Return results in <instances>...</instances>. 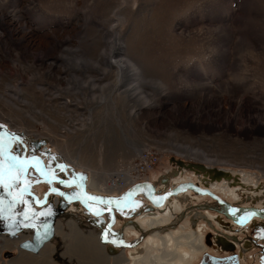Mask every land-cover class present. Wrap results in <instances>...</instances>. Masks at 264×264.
<instances>
[{
  "label": "rangeland",
  "instance_id": "obj_1",
  "mask_svg": "<svg viewBox=\"0 0 264 264\" xmlns=\"http://www.w3.org/2000/svg\"><path fill=\"white\" fill-rule=\"evenodd\" d=\"M0 111L1 120L19 127L11 125L21 136L17 150L38 154L52 171L89 188L100 177L118 182L117 193L90 190L96 196L126 197L134 185L121 188L125 174L159 185L161 176L186 167L185 178L201 180L191 166L202 164L201 174L221 181L218 189L236 207L262 208L264 0H0ZM28 172L26 191L47 194L49 205L61 193L74 199L59 200L55 237L31 264H200L195 257L203 248L264 264V219L239 226L207 196L190 191L183 211L159 210L169 218L163 228L178 232L147 242L152 230L139 237L121 212L95 216L106 206ZM10 182L0 186L3 224L21 215L18 202L41 209ZM137 200L150 205L145 192ZM107 217L116 219L109 231ZM21 232H0V264H16L20 246L3 248V239L13 244L33 235L29 225ZM174 236L183 237L170 242ZM139 245L147 258L135 263L130 250Z\"/></svg>",
  "mask_w": 264,
  "mask_h": 264
},
{
  "label": "bare ground",
  "instance_id": "obj_2",
  "mask_svg": "<svg viewBox=\"0 0 264 264\" xmlns=\"http://www.w3.org/2000/svg\"><path fill=\"white\" fill-rule=\"evenodd\" d=\"M121 64L123 63V64H125L124 66H123V70L125 71V72H127V71H129V69H130V67H131V65H130V62H128V61H123L122 59H121V62H120ZM119 63V64H120ZM141 75V74H140ZM0 115H1V117L4 119V120H6L7 121V119H6V117L4 116V114H3V112H1L0 111ZM10 121V123H11V125L13 126V128H19L14 122H12L11 120H9ZM12 131H14L12 128H10ZM41 160H42V162H44V165L46 166V168L48 169V172L50 171V172H54V171H52L48 166H47V164L45 163V161L41 158ZM185 164V163H184ZM184 166V165H183ZM205 166V165H204ZM86 167V166H85ZM185 168V169H184ZM207 168V167H206ZM28 169H30V167H28ZM200 171V170H199ZM37 172H39V171H37ZM201 172H203V171H200V177H201V180L200 179H198V180H193V181H197V184L196 185H198V186H200V187H204V188H206V189H209V190H211L212 192H214L215 194H217V195H219V196H221L224 200H226L227 202H229L232 206H234L235 207V209H239V211H237L236 212V215L235 216H233L232 215V212L230 211V210H228V208H226L225 206H223L222 204H220L217 200H214V199H212L210 196H208L207 194H204L203 192H200V191H196V190H193V189H191V190H184V191H180V192H178V193H169V195L167 196V198L166 199H159V200H156V201H153V202H151V200H150V197H151V195L154 193V194H156L155 195V197H156V199L157 198H160V197H164V194H165V192H168V191H170L171 189H167V188H177V187H180V186H184V185H186V184H184L183 183V179H186V180H188L187 178H185V176H186V174H187V168L186 167H182V168H180V169H172L169 173H170V175L168 176V175H165V176H161V180H163L162 181V184L160 185H157L158 183L155 181V182H153V180H145V181H148L149 183H151V185L149 184V185H146L145 186V188H143V189H141L140 190V192L137 194V196L133 199V200H126V199H124V200H120L119 202H118V204H119V207L117 206V204L116 205H108V204H102V205H99V204H97V203H94V202H91L90 200H87L86 198H85V196H84V194L82 193V196H81V198L80 199H82L81 201H86V202H89V203H91V204H93V205H95V206H104V205H106V207H104V208H106V210L103 212H100V215H97L96 213H94L95 214V216H102L104 213H109V214H107L108 216L110 215H113V210H117V211H119V212H121L120 213V216L123 218V220H124V222H125V224L124 225H126V227H128L129 229H132V230H135L136 232H137V234H139L138 236L140 237L141 236V234L142 235H144L145 233H147L148 231H151L152 230V234L150 233V235L148 236V238H147V242H149L155 235L157 236V235H159V234H161V236H163V234L165 235V233H168V234H166V235H168L169 236V234H171V233H175L176 231L178 232V230H176V231H171L170 229H171V227H170V229L169 228H163L164 226H166V225H168V224H170L169 223V218L168 217H166L165 215L163 216V214L159 211V210H165V211H169V213L171 212V215H173V212H174V209L177 211V212H180V211H183V208L181 207L182 206V204H185L186 203V205H187V203L188 204H190V202H191V200H192V198H191V194L189 193L190 191H193L195 194H198V195H200V196H207V197H209V198H211L212 200H214V201H216V203H217V205L219 206V208L217 209V210H219L220 209V211H221V213H223V214H225L226 216H228L230 219H232L235 223H237V225H239V226H242V227H244V226H246V225H250V224H247V223H249V222H251L252 220H255V218H259V219H264V213H258V214H255V212L253 211V208L251 209H248V211H245L246 210V208H249V207H243V208H239V207H236L235 205H234V202H232V201H229L228 200V198H226V196L224 195V194H222V192L218 189V187L221 185V181L219 182V181H217V180H215L214 182H212V178H210V175H209V173L207 172L206 173V175H203V174H201ZM55 174H56V176L58 175L56 172H54ZM124 174V173H123ZM122 174V175H123ZM42 176V175H41ZM58 176H60V175H58ZM44 177V179L43 180H45L46 182H49V183H55V184H62V185H67V186H71V187H74V188H77L78 190H80L81 191V189L80 188H78V186L77 185H73V184H66V183H58V182H52L51 180H49L47 177H45V176H43ZM114 177V176H113ZM61 179H70V178H64V177H60ZM214 179V178H213ZM110 180V177H107V178H105V179H101V177L100 178H98V183H96V181H95V179H93V181H92V184H90V188H89V186L86 184V183H84L82 180H81V182L82 183H84L85 184V186H86V188H87V190L89 191V193L93 196V197H102L101 199H107V200H109V199H122V197H114V198H109V197H105V196H96L95 194H93L90 190H92V191H96V193H99L100 195H103V194H113L114 192H116L117 193V190H118V188H119V185H118V182L114 179V184H110V183H108V181ZM118 180H123L124 182H125V185H124V187H121L122 189H125V187L126 186H128L129 184H132L133 182H137L138 180H133L132 178H131V176L129 175V174H127V176H126V174L122 177V179H121V177L118 179ZM141 181H144V180H141ZM212 182V183H211ZM222 183H223V181H222ZM141 184V183H140ZM140 184H136V185H134V188L132 189V191L129 193V194H134V190H136L137 188V186L138 185H140ZM193 184V183H192ZM208 185V186H207ZM225 185V184H224ZM105 186H107V188L105 187ZM160 186H162L163 188H166L165 190H163V188L162 187H160ZM161 188H162V192H161ZM53 189H55V190H57V188H53ZM59 190L61 191V189L59 188ZM28 191V190H27ZM27 191L24 189L23 191H22V196H24L25 194H27ZM143 192H145V195H146V197H147V199H148V201H149V203H150V205L148 204H144V202H142V203H138V200H137V197H139V195L141 194L142 195V193ZM128 194V195H129ZM28 195V194H27ZM41 195V194H40ZM46 195L47 194H45V196L42 198V196H38L37 194H35V193H32L31 194V197H32V199L34 200V202L36 203V207H39V208H45L46 207V205H47V203H49V202H51V200L52 199H48L47 197H46ZM65 195V196H64ZM127 195V196H128ZM63 198H56V200H55V206H58V204H59V200L60 199H62V200H66V198H68V199H70L71 197L67 194V193H65V194H63ZM126 196V197H127ZM105 197V198H104ZM126 197H123V198H126ZM193 197V196H192ZM197 197V196H196ZM72 200H73V198H71ZM209 200V199H208ZM163 203V204H162ZM108 206V207H107ZM137 206H139L141 209L140 210H136V208H137ZM258 206V205H257ZM180 207H181V210H180ZM186 207V206H185ZM211 207L212 208H214V205H211ZM109 208H111V212H109L108 211V209ZM264 207H260V206H258L256 209H263ZM121 209H123L122 211H121ZM216 209V208H215ZM245 209V210H244ZM245 211L246 212V216L244 215V216H242V215H240L239 213H240V211ZM264 210V209H263ZM207 213H208V215L210 214V211H206ZM250 213H254V215H250ZM124 214V217L122 216ZM126 217V218H125ZM244 217H247V219H245L244 220V222L243 223H241L240 221H241V219L242 218H244ZM101 218V217H100ZM102 220H103V218H102ZM142 222H144V223H142ZM218 223H220L224 228H226V227H230L228 224L229 223H227V222H224V221H222L221 219L220 220H218ZM141 225V226H140ZM145 226L146 225V227H142V226ZM183 227V226H182ZM158 229V230H153V229ZM169 229V230H168ZM141 230V231H140ZM180 231V230H179ZM104 232H105V230H104ZM141 232V233H140ZM111 233V231L109 232V234ZM114 232H112V234H113ZM195 234V233H194ZM167 236V237H168ZM194 235H193V233H192V235L191 236H189L188 238H191V237H193ZM55 237V236H54ZM110 237H112L111 236V234H110ZM180 237H183V236H180ZM180 237H177V236H174V237H170V242L171 241H173V243L175 242V241H178V239H180ZM26 238H30V239H32V237H31V235H29V236H23L19 241H13V244H14V246H13V244L11 243V240H7V239H3L4 240V242H5V244H4V246H3V248L5 247V248H13V247H19L20 246V243L24 240V239H26ZM52 240V239H51ZM50 240V241H51ZM49 241V242H50ZM54 241V240H53ZM206 241V240H205ZM225 242H227V243H229V241H226V240H224ZM49 242H47L44 246H43V248L39 251V252H37V253H35V252H29V251H24V250H22V249H20V256L19 257H17V258H15L14 260V262L16 263V264H31L30 262H31V260H34V258H36L37 257V254H38V256H40V255H45V253H46V251L48 250V244H50ZM154 242V241H153ZM192 242V241H191ZM193 243V242H192ZM12 245V247H10L9 245ZM164 244V243H163ZM231 244V243H230ZM190 245V244H189ZM193 245H195V244H191V246L190 247H192L191 249H195L194 248V246ZM205 245V244H204ZM232 245H234L233 243H232ZM143 247V246H142ZM140 245L138 246V247H136V248H134V249H132V250H130V256H131V258H130V260L132 261V262H135V263H137L138 261H140V259L141 258H147V254H144V252H145V250H143V248H142ZM234 247H235V245H234ZM113 248V247H112ZM113 249H115V248H113ZM190 249V250H191ZM3 250V249H2ZM88 250H90V249H86V252L88 251ZM206 249L205 248H203V249H201L199 252V254L197 255V257H195L196 259H201V256H202V254H203V252L205 251ZM84 251V250H83ZM28 252V253H27ZM85 252V253H86ZM192 252H195L194 250H192ZM88 254H90L89 253V251H88ZM91 254H92V252H91ZM90 254V255H91ZM143 254H144V256H143ZM192 254V253H191ZM191 254H190V252H189V250H187V252H186V255H187V262L188 263H190V261L191 260H189V259H191ZM238 254V253H237ZM115 255V254H114ZM194 256V255H193ZM217 256V255H216ZM238 256H239V259H240V262H241V257H240V255L238 254ZM86 257H87V255H86ZM85 257V258H86ZM92 257H94V255L92 256ZM89 258V257H88ZM87 258V259H88ZM95 258V257H94ZM128 259H129V257H128ZM181 259H184L183 258V256H181ZM193 260V259H192ZM95 261H97V263H98V260H97V258H96V260Z\"/></svg>",
  "mask_w": 264,
  "mask_h": 264
},
{
  "label": "water",
  "instance_id": "obj_3",
  "mask_svg": "<svg viewBox=\"0 0 264 264\" xmlns=\"http://www.w3.org/2000/svg\"><path fill=\"white\" fill-rule=\"evenodd\" d=\"M7 155L9 156V158L11 156H13V155H11L9 153V151L7 152ZM30 158H21V159H29L30 160ZM39 160L41 162L40 166L43 168L44 172L45 173H49L48 175H43V176L47 177L52 182L61 183V181H65L66 184H73V185L75 184V185H77L78 188L81 189V192L84 194V196H85V198L87 200H90L91 202L97 203L99 205H102V204L116 205V204H118V202L120 200H124V199L131 201L137 196V194L140 192V190L142 188H144L146 185H149V184L151 185V183H149L148 181H144L134 191V194H129L126 198H122V199H109L111 201V203H105V201H109V200H107V199H99V200L89 199V197H93V196L89 193V191L87 190L85 184L82 183L79 179H61L60 177L53 178V175L50 172H48L46 166L44 165V162H42L41 159H39ZM177 163L180 166L184 165V162L181 161V160L177 161ZM191 167H194V168H196V169H198L200 171H206L207 170V168L204 165H202V164H193ZM191 189L198 190L200 192H203L204 194H207L212 199L217 200L220 204H222L223 206L228 208V210H230V211L232 209H235L234 206H232L229 202L224 200L221 196L215 194L214 192H212L209 189L202 188V187H200V186H198L196 184H187V185H184V186H180V187L174 188V189H172V190H170L168 192H165V194H164L165 198L164 199L167 198L169 193H171V194L172 193H178L180 191L191 190ZM150 200L152 202L156 201L154 193L151 195ZM253 211L255 212V214L264 213L263 209L253 208ZM56 229H57V222L53 223V222L45 221V222L40 223L37 226V228L34 229L33 235H32V239H30V238L24 239L20 243V248L22 250H26V251H29V252H35V253L39 252L47 242H49L51 239L54 238V236L56 234ZM15 235H16V233H15ZM224 246L227 249H229V250H232L234 248V245H232L230 243H227L225 241H224ZM200 264H241V262H240V259H239V256H238L237 253H232V254L226 255V256H216V255L211 254L209 252H205L203 254L201 260H200Z\"/></svg>",
  "mask_w": 264,
  "mask_h": 264
},
{
  "label": "flooded vegetation",
  "instance_id": "obj_4",
  "mask_svg": "<svg viewBox=\"0 0 264 264\" xmlns=\"http://www.w3.org/2000/svg\"><path fill=\"white\" fill-rule=\"evenodd\" d=\"M0 137H3L5 143L9 146L8 150L11 153H13L15 156L22 157V156L28 154L26 151H24L25 153H23L20 150L16 149L17 142L18 141L21 142V136H19V133H17L16 131H12L9 128L0 127ZM0 163H2L4 167H7L8 165L12 164L9 157L6 154L0 155ZM29 172H32L34 175H37L42 179L41 174L36 172L35 170H31ZM25 178H26V176H23L18 181V184H16L17 187L14 185L16 187L15 188L16 190L18 189L19 191L22 192L25 189V187H24ZM10 183H11L10 181H7L5 183H0V186L4 185V187H6L8 185H13ZM32 193L33 192H30V190L27 191V194L30 195V197H31ZM25 197H26L25 195L22 196L23 199ZM19 199H21V198H19ZM19 199L17 201H19ZM73 201H74V199H73ZM17 204H18V206L22 207L21 215L14 218L15 220L11 224H9V223L3 224L1 222L0 223V232L6 231L7 233H10V234H15V233L18 234L19 232H21L23 230L25 225H29V226L35 225V227H32V229L34 230L42 222H45V221L53 222V223L57 222V220H56V218H57L56 212L57 211L54 210V208L45 207V208L38 210V212L36 213L37 210L34 209L35 207L32 206L31 204L27 203V202L24 203V201H23V202H18ZM104 206H106V205H104ZM48 212H50L51 214L50 215H40V213H48ZM26 216H27V218H25ZM25 221L27 224L24 223ZM230 254H232V253H226L224 256L230 255ZM217 256H222V255H217Z\"/></svg>",
  "mask_w": 264,
  "mask_h": 264
},
{
  "label": "snow or ice",
  "instance_id": "obj_5",
  "mask_svg": "<svg viewBox=\"0 0 264 264\" xmlns=\"http://www.w3.org/2000/svg\"><path fill=\"white\" fill-rule=\"evenodd\" d=\"M8 145L5 143L3 137H0V155H4L7 154L8 152ZM11 161H13L14 163L8 165L7 167H4L2 163H0V183H5L7 181H12L13 183L19 181L24 174L27 172V169L29 166L32 167H36L37 171L40 172L41 175H48L49 173H45L43 168L40 166L41 162L39 160L38 157L36 156H32L29 159H21L18 156H11L10 157ZM61 170H63L65 168L64 165H60ZM53 178H55L54 174ZM61 183H66L65 181H61ZM28 181L25 180V185L27 186ZM26 190V188H25ZM53 191H55V189H53ZM61 195H63V193H61ZM74 198L79 199V195L77 194ZM165 197H160L159 199H164ZM89 199H96L99 200L101 198L99 197H89ZM23 202V201H21ZM105 203H111V201H105ZM117 206L119 207V204H117ZM89 207L91 208V205H89ZM123 209H121L122 211ZM3 209L0 208V212H2ZM109 212H111V208L108 209ZM239 211V209H232V215L235 216L236 212ZM51 213H40V215H50ZM97 215H100V211L97 210ZM250 215H254V213H250ZM27 218V216L25 217ZM247 219V217H244L241 219V223L244 222V220ZM31 227H35V225H31ZM105 238H107V234L105 235Z\"/></svg>",
  "mask_w": 264,
  "mask_h": 264
},
{
  "label": "built area",
  "instance_id": "obj_6",
  "mask_svg": "<svg viewBox=\"0 0 264 264\" xmlns=\"http://www.w3.org/2000/svg\"><path fill=\"white\" fill-rule=\"evenodd\" d=\"M0 122L4 123V124L7 125L8 127L12 128L11 125H10L8 122H5V121H3V120H1V119H0ZM139 180H140V181L131 184V186L136 185V184H139L140 182H142L140 178H139ZM144 181H145V180H144ZM183 183H184V184H188V183H197V181H193L192 179H188V180L183 179ZM167 189H171V188H167ZM123 192H124V191H123ZM123 192H121V193H123ZM121 193H118V194H121ZM156 200H159V198H157ZM106 219H107V225H108V228H106V230L109 231V229H110L109 227L112 226V225L115 223V220H116V219H115V218L110 219V217H107ZM105 226H106V224H105Z\"/></svg>",
  "mask_w": 264,
  "mask_h": 264
}]
</instances>
